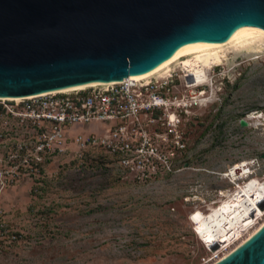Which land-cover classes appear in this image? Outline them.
Instances as JSON below:
<instances>
[{"label":"rangeland","instance_id":"1","mask_svg":"<svg viewBox=\"0 0 264 264\" xmlns=\"http://www.w3.org/2000/svg\"><path fill=\"white\" fill-rule=\"evenodd\" d=\"M221 50L199 59L204 68L217 64L202 73V87L188 88L201 75L186 74L200 66L184 70L186 59L153 77L170 84L169 113L183 119L181 145L162 149L171 169L139 181L97 149L69 152L50 158L40 180L0 190V264H215L264 226V39ZM6 122V141L23 135ZM253 180L258 196L236 197ZM236 206L242 227L203 242L202 223Z\"/></svg>","mask_w":264,"mask_h":264},{"label":"water","instance_id":"2","mask_svg":"<svg viewBox=\"0 0 264 264\" xmlns=\"http://www.w3.org/2000/svg\"><path fill=\"white\" fill-rule=\"evenodd\" d=\"M244 27L264 0H0V98L142 76ZM217 264H264V226Z\"/></svg>","mask_w":264,"mask_h":264},{"label":"built area","instance_id":"3","mask_svg":"<svg viewBox=\"0 0 264 264\" xmlns=\"http://www.w3.org/2000/svg\"><path fill=\"white\" fill-rule=\"evenodd\" d=\"M174 106L170 84L155 78L20 101L0 98V118L23 134L6 141L11 133L0 130V190L20 180H40L52 157L94 149L111 156L134 179L151 180L170 168L162 149L181 145L183 119L181 113H169ZM90 127L86 135L75 134Z\"/></svg>","mask_w":264,"mask_h":264},{"label":"bare ground","instance_id":"4","mask_svg":"<svg viewBox=\"0 0 264 264\" xmlns=\"http://www.w3.org/2000/svg\"><path fill=\"white\" fill-rule=\"evenodd\" d=\"M260 39H264V28H259V27H244L239 29L236 33L235 36L232 38V40L230 42L227 43H211V44H206L203 45L197 49H185V50H181L178 51L171 59L167 60L166 62H164L161 66H159L158 68H156L155 70H153L152 72L142 75V76H138V77H133V79L137 80V81H145L148 82L150 79H152L153 77H155L156 75L160 74L161 72H164L165 75H167L171 70V66L175 63H177L179 60L181 59H186L184 62V70H187L189 68V63L191 62L192 64L198 65L199 62V67L197 70H190L189 73H186L184 70L183 72L186 73L190 78L193 76L194 78L196 77V75L200 74L201 75V80H196L194 79L193 84H188V88H198V87H202L205 85V76H202V73H204L205 69H211L212 67L217 66V64H212L209 67H205L203 66V62L199 61V59L202 56L208 55L210 53H213L215 50L219 51V54L221 53V49L226 46V45H244L250 42H254L256 40H260ZM240 47V46H239ZM225 50V49H224ZM193 57V58H192ZM192 58V59H190ZM204 58V57H203ZM190 60V61H189ZM220 62V61H219ZM218 62V63H219ZM210 63V62H209ZM192 81V79H191ZM190 81V82H191ZM121 81H115V82H107V83H97V84H90V85H84V86H78V87H73V88H67V89H62V90H57V91H52L54 93L56 92H69V91H77V90H83L89 87H97V86H104V85H110L113 83H119ZM48 93V92H47ZM205 93L203 92L202 95H204ZM25 97H17V98H2V99H8V100H17L20 101L22 99H24ZM234 175H236V173H234ZM257 182L255 180H253L251 183H248L244 186L243 189L240 190L241 193H238V195H236V197H240V195H243V197H246V200H248V202L251 200V197L254 196H258L257 194ZM262 188V187H261ZM260 191V190H259ZM235 196V195H234ZM232 195L233 200L235 201L236 197H234ZM262 198V197H261ZM233 201V202H234ZM261 203V202H260ZM258 201V205L260 204ZM263 203V202H262ZM230 204V203H229ZM228 204V205H229ZM247 204L246 202L243 203V207L239 206L240 210H243V215H247L251 213L250 209L247 207H245L244 205ZM252 206V205H251ZM228 207V206H227ZM224 208V207H221ZM238 210V207H233L230 210V214L231 216L229 218H227V214L226 216L222 213H220L221 211H216L213 215H211V217L209 219H207V221L203 222V231L202 234L200 235L201 240L204 242L206 241V237L208 235H210L212 233L215 241L218 242V240L220 238V236H224V235H229L231 233L232 230H235L238 226H240L241 224V219L238 218L237 219V215L238 213H236ZM255 213V212H253ZM258 213H260V211H258ZM242 218V217H241ZM206 219V217L204 218ZM204 221V220H203ZM210 221V222H209ZM229 221V225L227 226V230L226 231H220V228L223 229V227L226 225L225 222ZM214 223L211 224V227H214L213 229L210 228V224L208 226L207 223ZM243 223V222H242ZM199 224V222H198ZM224 224V226H223ZM242 227V226H240ZM263 227V226H262ZM256 228L253 232H249L248 235H246L244 238H242L236 245H234V248L232 250H230L225 256L222 257V259H220L218 262H216L215 264L219 263L220 261H222L223 259L227 258L230 254H232L237 248H239L241 245H243L248 239H250L257 231H259L261 228ZM240 229V228H239ZM237 232V231H236ZM217 238V240H216ZM222 238V237H221ZM224 238V237H223ZM222 238V239H223ZM232 240V239H231ZM211 244L208 246V248L210 249L211 247H213L214 245H212L213 243H215L213 241L210 242Z\"/></svg>","mask_w":264,"mask_h":264},{"label":"trees","instance_id":"5","mask_svg":"<svg viewBox=\"0 0 264 264\" xmlns=\"http://www.w3.org/2000/svg\"><path fill=\"white\" fill-rule=\"evenodd\" d=\"M90 152V151H89ZM89 152H86L85 154H89ZM100 153H102V154H106L105 152H102V151H100ZM84 154V155H85ZM106 155H108V154H106Z\"/></svg>","mask_w":264,"mask_h":264}]
</instances>
